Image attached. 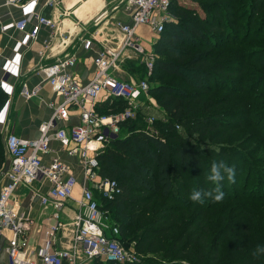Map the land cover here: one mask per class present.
<instances>
[{"label":"trees","instance_id":"trees-1","mask_svg":"<svg viewBox=\"0 0 264 264\" xmlns=\"http://www.w3.org/2000/svg\"><path fill=\"white\" fill-rule=\"evenodd\" d=\"M190 1L207 7L204 16L170 0L169 21L152 45L155 59L147 93L159 108V119L152 118L150 125L156 124L157 130L144 128L150 108L143 106L134 119L120 124L119 138L97 156L99 176L114 180L120 193L111 201L94 196L101 209L116 211L118 242L126 247L132 243L130 253L146 256V262L138 264H264V254L253 255L257 248H264L260 182L264 158L253 155L264 156V96H259L260 100L248 94L251 86L242 73L249 62L246 70L256 68L251 72L257 77L254 90L264 83V49L252 46L264 33V19H254L264 8V0H228L238 2L241 8L223 4L227 9L224 14L218 10L223 0ZM180 38L191 47L172 48ZM260 39L264 42V37ZM227 65L239 68L231 70ZM231 75L240 76L241 82L224 79ZM230 84L237 85L238 91L243 89L242 98L247 96L244 102L227 108V98H213L212 94L234 90ZM3 101L0 93V105ZM123 108L124 103L108 99L97 103L95 112L107 115ZM123 128H127L124 136ZM243 130H247L244 136ZM230 133L234 146L227 138L222 142ZM249 138L261 144L245 148L244 140ZM214 146L220 150L214 151ZM220 161L235 171L234 182L227 177L220 182L223 199L190 200L193 190L213 187L206 175L212 163ZM4 162L0 138V172ZM173 167L185 178L177 186ZM225 245L232 249L226 260L222 253ZM152 256L166 262L155 263ZM87 264L117 263L93 259Z\"/></svg>","mask_w":264,"mask_h":264},{"label":"built area","instance_id":"built-area-1","mask_svg":"<svg viewBox=\"0 0 264 264\" xmlns=\"http://www.w3.org/2000/svg\"><path fill=\"white\" fill-rule=\"evenodd\" d=\"M62 0H1L0 10L15 8L16 19H9V13H0V39L7 44L0 47V93L4 101L0 105V136L7 169L0 172V179L7 183L0 188V233L8 229L10 238L4 249L10 264H78L93 259L117 264L136 262L134 254L125 252L117 240L118 230L108 225L107 212L101 209L97 198L111 201L120 193L114 180L102 178L98 174L97 156L112 140L119 138L122 122L132 120L136 111L145 104L148 86L145 81H117L113 73L123 63L124 53L143 56V48L135 35L140 25L148 27L153 34H160L163 25L169 21L170 0H122L127 21L114 23V37L97 48L92 56L93 74L85 83L73 76L76 57L74 54H58L65 48L63 38L58 33L55 20L42 15L44 9H57ZM6 19L5 22L3 20ZM49 31L36 50L38 63L29 70L40 77L58 102H47L50 116L37 126L38 136L33 140L22 139L13 133L5 132L10 117V105L14 95L24 100L38 97L39 88H28L21 81V64L24 54L36 42L41 28ZM14 33V35L12 34ZM55 38L61 43L54 49L51 41ZM95 40L92 34L78 38V46L83 51L91 49ZM64 45V46H63ZM60 55V56H59ZM147 56V57H146ZM141 64L147 75L153 68V59L146 55ZM105 99H98L100 93ZM115 99L124 103L122 111L98 115L95 105ZM77 113L78 123L68 125L69 112ZM152 118L145 123L151 125ZM56 142L69 158H76L83 181L78 198H73L75 179L69 175L68 167L55 155L48 164L42 163V156L49 154V143ZM46 183L48 188L39 196V204L50 206L47 218L45 247L37 252L36 258L25 255L26 241L24 232L29 228L17 220L6 204L18 185L31 187ZM73 201L75 205L71 223V239L67 248L51 250L50 240L60 228V211L63 202Z\"/></svg>","mask_w":264,"mask_h":264},{"label":"crops","instance_id":"crops-1","mask_svg":"<svg viewBox=\"0 0 264 264\" xmlns=\"http://www.w3.org/2000/svg\"><path fill=\"white\" fill-rule=\"evenodd\" d=\"M1 2V0H0ZM9 13V19L18 17L15 8L1 9L0 13ZM42 15L52 17L57 25L58 33L65 38L62 44L65 48L58 54H74L76 57L75 67L72 70L73 76L79 82L85 83L92 77L93 66L92 56L97 48L111 37H114V21L119 19L123 22L127 21L126 12L123 9L122 0H62L57 9H44ZM6 19L3 20L5 22ZM14 35V33H12ZM92 34L95 40L91 42V49L83 51L78 46V38L87 37ZM49 31L41 28L36 42L24 54L21 64V81H24L28 88L38 86V97L30 100L14 95L10 105V117L6 132L25 139L33 140L38 136L37 126L40 122L46 121L50 116V110L46 107L47 102H58L49 88L40 77L29 72L37 63L36 50L40 48L43 40L48 38ZM61 43L55 38L51 41L54 49ZM7 44L4 38L0 39V47ZM64 46V45H63ZM60 56V55H59ZM78 123L76 111L69 112L68 125H76ZM11 124V125H10ZM50 153L42 156V163L48 164L52 156L58 157L69 169V175L75 179V187L73 190V198H78L83 181L76 158L67 157L63 150L56 142L49 143ZM5 157V156H4ZM5 164V162H4ZM7 183L5 178L0 179V188ZM48 185L42 183L40 185H32L26 187L18 185L13 194L7 201L6 208L10 210L12 215L23 223H26L28 230L24 232L26 241L25 255L31 259H35L37 252L45 247L47 241V218L50 215V206H41L39 204V196L45 194ZM69 209L75 210L73 201L66 200L60 211V228L50 240L51 250H62L68 247L71 239V226H66L64 220L68 219ZM73 217V215H72ZM63 220V221H61ZM10 232L3 229L0 233V264H10L4 249L8 245Z\"/></svg>","mask_w":264,"mask_h":264},{"label":"rangeland","instance_id":"rangeland-1","mask_svg":"<svg viewBox=\"0 0 264 264\" xmlns=\"http://www.w3.org/2000/svg\"><path fill=\"white\" fill-rule=\"evenodd\" d=\"M172 2L174 3H177V5H179L180 7H183V8H193L196 10V12L200 15V16H204V13L202 12L203 10H206L207 7L201 3V5L199 3H192L190 0H172ZM212 2V1H211ZM221 5L218 7V10L220 13L224 14L225 11L227 10L226 7L222 6L223 4H228L229 6H235V4H238L237 6L240 7L239 3H233L231 1H228V0H223V1H220L219 2ZM218 3V4H219ZM232 8V7H231ZM230 8V11L231 10ZM241 8V7H240ZM248 11V9H247ZM261 18L264 19V8L258 13V15H255L254 16V19L255 20H261ZM117 21H121L119 19L115 20V22ZM262 34L264 33H260L259 37L253 41V45L252 46H255L254 48H258V50H260V48H263L264 49V42L261 41V37H264V35L262 36ZM135 35L138 37L139 39V44L140 46L143 48V56H137L136 54L132 53H124V58H126V60L123 61V63H119V69L117 72H114L113 73V77L117 80V81H129L130 79L131 80H134L132 78H137L136 80H142V81H145L146 82V78H147V82H146V85L149 86V82H148V78L150 76L153 75V70L150 72L149 75L146 74L145 72V69L143 67V65L141 64V61L142 59L146 56V55H149L152 57V59L154 60L155 59V56L153 55L152 53V45L153 43L155 42V40L157 39V35L156 34H153L149 31L148 27L145 26V25H140L137 27V29L135 30ZM167 36V35H165ZM182 38H180V40H178V44L174 45L172 48H177V49H189L191 46H190V42L189 41H185V40H181ZM251 46V47H252ZM250 47V48H251ZM147 57V56H146ZM257 58V57H256ZM262 60H264V57L262 56L261 58ZM258 59H256L257 61ZM127 61V62L124 64V62ZM250 63L249 62H246V64L244 65V68L242 69V73H243V78H245L247 80V83L249 82L250 83V92L251 93H248L252 96L254 95H257V98H259V96L263 97L264 96V83H262L257 90H254L255 87H257L258 85L256 84V81H257V77L252 74L251 72H253L254 70L256 71V68H253V69H248L246 70L247 66H249ZM227 67L231 70L233 69H237L239 68V65L237 66H234V65H227ZM249 68V67H248ZM242 73L240 75H242ZM141 76V78H140ZM227 76V75H226ZM143 77V78H142ZM243 78L241 80H243ZM225 80H230L228 82H234V81H240V76H237V75H231V76H228V77H224ZM135 81V80H134ZM169 82V79H167V81H164V83H168ZM241 82V81H240ZM175 84V83H174ZM248 84H246L245 86H247ZM230 86H232L234 88L229 90V91H225V92H215L212 94V97L216 98V97H225L227 98V103H226V107H232V105H236L240 100H242L243 102L245 101V98L247 96V94L245 95L244 98H242V90L241 91H238L236 90L237 88V85H233V84H230ZM253 88V89H252ZM106 97V93L104 91H102L98 97V99H105ZM261 100V98H259ZM147 101H145V104L143 105L144 108H150V110H146V117H149V118H155V120L159 119L160 117V114L157 112L159 111V108L157 105H155V102H154V99L151 95H148L147 96ZM238 108H239V105H237ZM142 107V108H143ZM155 109L156 111L154 112ZM137 123V122H135ZM11 125V124H10ZM147 126V127H146ZM144 128L145 129H151V128H154V130L156 131L157 130V126L155 124V126H150V125H146ZM8 128V127H7ZM7 128L4 130L6 132ZM127 132V128H123L122 129V136H124ZM129 132V131H128ZM243 136L246 134L247 130H243L241 131ZM250 132V131H249ZM225 138L222 140V142L226 143L225 142V139L227 141V143H231V146H234L235 145V139L233 138V133H230V134H225L224 136ZM1 138V136H0ZM232 139V140H231ZM258 139H246L244 140V142L246 143V147L245 148H250L256 144H261V142L259 141L258 143ZM105 148V147H104ZM260 151H263V145H261V147L259 148ZM254 155V158H264V156H261V153H256L253 154ZM262 162H264V159L261 160ZM261 167L264 168V163L261 164ZM172 175L174 176V178H176V181H175V186H177V184L179 182H182L183 180H185L184 178V175L180 172H178L175 167H173V170H172ZM259 178V177H258ZM260 182H261V186H262V190L264 191V179L260 177ZM104 211L107 212V216H108V225L110 226H117L118 225V221H117V217H116V211L113 209V208H110L109 210H106L104 209ZM68 219L64 220V224H66V226H71V223H72V215H73V210L69 209V213H68ZM63 221V220H61ZM125 239V238H124ZM127 240V239H126ZM123 241V239H122ZM129 243V242H128ZM122 244V245H121ZM121 247L122 249L127 253L130 251V248L132 247V243H129L130 245L127 247L125 245H123V242H121ZM222 253L224 254L223 255V258L228 259L229 256H232V249L229 248L228 245H225L222 249ZM235 253V252H234ZM134 259L136 262V264L138 263H143V262H146V256H142L140 254H135L134 255ZM152 261H154L155 263H164L166 262V260L164 259H161L159 256H155V257H151L150 258ZM230 259V258H229ZM179 262V261H178ZM181 263V262H180ZM78 264H87L86 262H84L81 258H79L78 260Z\"/></svg>","mask_w":264,"mask_h":264},{"label":"clouds","instance_id":"clouds-1","mask_svg":"<svg viewBox=\"0 0 264 264\" xmlns=\"http://www.w3.org/2000/svg\"><path fill=\"white\" fill-rule=\"evenodd\" d=\"M177 130L181 134L184 132V130L179 126ZM213 150L218 152L220 150V146H214ZM225 177H227L229 181L234 182V169L228 167L223 161L212 163L206 175V180L211 182L213 187L207 191L195 189L191 192L189 199L198 203H203L206 198L211 199L214 202L221 201L223 199L224 193L221 191L220 182L224 180ZM261 254H264V248H257L253 252L254 256H259Z\"/></svg>","mask_w":264,"mask_h":264},{"label":"water","instance_id":"water-1","mask_svg":"<svg viewBox=\"0 0 264 264\" xmlns=\"http://www.w3.org/2000/svg\"><path fill=\"white\" fill-rule=\"evenodd\" d=\"M6 169H7V163L5 162V164L1 170V174H4L6 172Z\"/></svg>","mask_w":264,"mask_h":264},{"label":"snow or ice","instance_id":"snow-or-ice-1","mask_svg":"<svg viewBox=\"0 0 264 264\" xmlns=\"http://www.w3.org/2000/svg\"><path fill=\"white\" fill-rule=\"evenodd\" d=\"M2 115H3V114H2V113H0V118H2Z\"/></svg>","mask_w":264,"mask_h":264}]
</instances>
